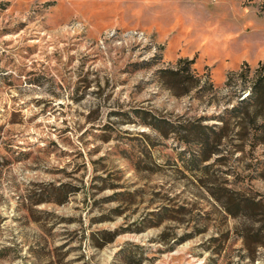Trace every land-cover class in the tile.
<instances>
[{
    "label": "rangeland",
    "instance_id": "rangeland-1",
    "mask_svg": "<svg viewBox=\"0 0 264 264\" xmlns=\"http://www.w3.org/2000/svg\"><path fill=\"white\" fill-rule=\"evenodd\" d=\"M261 75L264 0H0V264H264Z\"/></svg>",
    "mask_w": 264,
    "mask_h": 264
},
{
    "label": "trees",
    "instance_id": "trees-1",
    "mask_svg": "<svg viewBox=\"0 0 264 264\" xmlns=\"http://www.w3.org/2000/svg\"><path fill=\"white\" fill-rule=\"evenodd\" d=\"M248 94L250 95V98L254 100L253 103L260 105L262 109L264 108V76L261 75L255 79ZM261 126L264 128V124ZM201 132L203 133L204 131Z\"/></svg>",
    "mask_w": 264,
    "mask_h": 264
}]
</instances>
